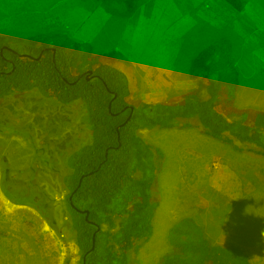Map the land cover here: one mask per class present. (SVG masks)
I'll return each mask as SVG.
<instances>
[{"label": "rangeland", "instance_id": "obj_1", "mask_svg": "<svg viewBox=\"0 0 264 264\" xmlns=\"http://www.w3.org/2000/svg\"><path fill=\"white\" fill-rule=\"evenodd\" d=\"M156 1L139 0L137 13L127 14L120 0H0V33L63 34L95 52H109L115 50L119 29L130 37L133 29H125L126 22L139 11L147 19ZM220 15L221 21L212 24L171 23L170 30L181 37L168 40L178 46L167 62L158 54L147 69L117 56L131 98L152 103L187 90L204 95L205 79L192 72V60L224 37L240 74L238 104L264 109V0L242 10L222 8ZM194 125L140 129L159 151L153 187L158 205L151 236L130 251L128 264H160L170 251L169 228L182 217L197 221L212 243L237 246L251 264H264V156L250 146L214 139ZM88 138L80 103L63 105L36 91L0 99V184L34 203L46 218L31 205L8 200L0 187V264H79L62 177L69 170L65 156Z\"/></svg>", "mask_w": 264, "mask_h": 264}, {"label": "trees", "instance_id": "obj_2", "mask_svg": "<svg viewBox=\"0 0 264 264\" xmlns=\"http://www.w3.org/2000/svg\"><path fill=\"white\" fill-rule=\"evenodd\" d=\"M120 1L127 14L137 10L138 0ZM227 1L240 8L238 0ZM232 52L230 40L221 37L194 56L191 70L205 79L204 95L187 90L149 103L131 98L130 81L117 66L116 50L95 52L90 44L63 34L0 33V99L36 91L63 105L83 106L89 138L65 156L69 170L62 177L79 264L87 250L85 264H128L130 251L153 232L159 151L145 141L140 129L195 124L214 139L250 146L264 156V109L238 104L241 82ZM0 187L8 200L31 205L45 218L34 203ZM70 201L87 209L88 218L100 229ZM167 242L170 251L160 264H251L239 247L212 243L190 217L169 228Z\"/></svg>", "mask_w": 264, "mask_h": 264}, {"label": "crops", "instance_id": "obj_3", "mask_svg": "<svg viewBox=\"0 0 264 264\" xmlns=\"http://www.w3.org/2000/svg\"><path fill=\"white\" fill-rule=\"evenodd\" d=\"M158 1L153 3L154 5L147 19L144 17L145 13L143 11H139L138 16L136 14L134 16L132 15L134 17L133 22H126L127 25L125 27L129 32L133 29L130 37L127 38L125 36V30L120 35L121 31L119 29V36L115 43V50L118 52V56H122L132 64H138L140 68L146 67L148 69L149 63L158 59V54L165 56L167 62L168 55L176 53L178 45L173 44L172 46V43L170 41L168 42V40L170 37L179 38L181 35L170 30L171 23H195L203 21L212 24L221 21L218 17L221 16L222 8L226 10L228 7H232L227 0ZM238 1L240 5L239 10H242L247 8L249 4H252L254 0ZM140 5L141 3L138 0V6ZM135 12L136 10L130 13L134 14ZM143 22H148L151 26L145 29H139L137 25H134L131 28L132 24H142ZM89 42L93 43L92 40H89ZM251 43L249 42L250 45H252Z\"/></svg>", "mask_w": 264, "mask_h": 264}, {"label": "water", "instance_id": "obj_4", "mask_svg": "<svg viewBox=\"0 0 264 264\" xmlns=\"http://www.w3.org/2000/svg\"><path fill=\"white\" fill-rule=\"evenodd\" d=\"M91 72H92L91 70H88V71H87L88 74L91 73ZM88 74L86 75V78H88ZM114 97H116V93H113V98H114ZM109 108H110V104H109ZM130 116H131V112L129 113V115L127 116V118L124 120V122H122V123L120 124V126L123 125L125 122H127V121L129 120ZM118 140H119V136H118ZM119 145H120V142H118L117 147H118ZM107 151H108V150L106 149V150H105V156L107 155ZM84 175H85V174H84ZM84 175H82V176L79 178L77 187L80 185L81 180H82V177H83ZM69 199L71 200V195L69 196ZM70 202H71V201H70ZM71 205L74 207V205L72 204V202H71ZM74 208H75L77 211L84 213V214H85V215H84L85 220H86L87 222L91 223V224H95V225H96V230H99V229H100V226H99V225H97L95 222H93L92 220H90V219L88 218L89 212H88L87 209H78V208H76V207H74ZM95 233H96V231L93 233V236H92V245H91V247H90V250L94 248V243H95ZM88 251H89V250H87V251L85 252V254L82 256V264H85V255H86V253H88Z\"/></svg>", "mask_w": 264, "mask_h": 264}, {"label": "flooded vegetation", "instance_id": "obj_5", "mask_svg": "<svg viewBox=\"0 0 264 264\" xmlns=\"http://www.w3.org/2000/svg\"><path fill=\"white\" fill-rule=\"evenodd\" d=\"M5 121H6V120H3V124H4Z\"/></svg>", "mask_w": 264, "mask_h": 264}]
</instances>
